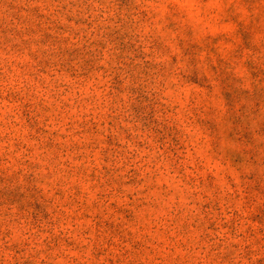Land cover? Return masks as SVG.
<instances>
[{
    "label": "rangeland",
    "instance_id": "1",
    "mask_svg": "<svg viewBox=\"0 0 264 264\" xmlns=\"http://www.w3.org/2000/svg\"><path fill=\"white\" fill-rule=\"evenodd\" d=\"M0 264H264V0H0Z\"/></svg>",
    "mask_w": 264,
    "mask_h": 264
}]
</instances>
